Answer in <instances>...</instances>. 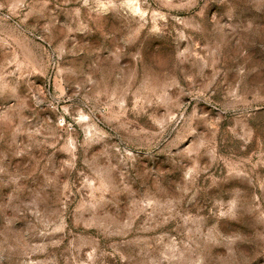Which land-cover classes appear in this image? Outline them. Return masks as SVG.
Segmentation results:
<instances>
[{
	"label": "rangeland",
	"instance_id": "374dc122",
	"mask_svg": "<svg viewBox=\"0 0 264 264\" xmlns=\"http://www.w3.org/2000/svg\"><path fill=\"white\" fill-rule=\"evenodd\" d=\"M0 264H264V0H0Z\"/></svg>",
	"mask_w": 264,
	"mask_h": 264
}]
</instances>
